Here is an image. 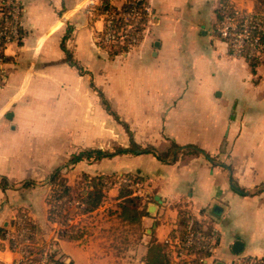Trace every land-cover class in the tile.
<instances>
[{
    "label": "crops",
    "instance_id": "obj_1",
    "mask_svg": "<svg viewBox=\"0 0 264 264\" xmlns=\"http://www.w3.org/2000/svg\"><path fill=\"white\" fill-rule=\"evenodd\" d=\"M17 1L25 36L5 44L0 61V230L25 209L39 243L57 235L54 249L66 264H158L181 220H192L218 235L206 264L264 258V60L252 68L215 31L222 1L251 12L255 0H144L139 43L117 53L99 39L103 18L85 13L91 0ZM109 1L120 8L125 0ZM130 138L157 150L193 144L211 159L180 154L164 163L152 153H121L68 163L109 142L128 148ZM58 167L72 187L83 173L139 177L132 196L146 213L109 210L125 198L114 184L91 212L70 203L78 236L59 237L48 220L46 179ZM12 258L0 236V264Z\"/></svg>",
    "mask_w": 264,
    "mask_h": 264
},
{
    "label": "built area",
    "instance_id": "obj_2",
    "mask_svg": "<svg viewBox=\"0 0 264 264\" xmlns=\"http://www.w3.org/2000/svg\"><path fill=\"white\" fill-rule=\"evenodd\" d=\"M11 5L7 10L11 15V34L16 35V26L20 23L22 8L16 1H7ZM128 8L116 14L114 11L99 12L101 0H91L88 11L93 17H102L104 28L101 40L108 44H127L135 47L141 37L145 18L144 0H125ZM121 8V7H120ZM118 8V9H120ZM223 16L215 31L228 43L232 56L245 59H264V10L247 12L234 5L222 6ZM119 20V25L115 20ZM0 61H3L0 59ZM4 80V69L0 68V87ZM124 182L127 180L122 179ZM55 230L65 228L61 221L53 222ZM33 220L26 212H19L13 218L12 227L5 232L3 241L13 258L8 264H59L61 261L54 249L57 235L47 245L39 243L33 230ZM217 232L198 227L190 220L181 235L170 236L166 240L168 264H206L212 260L217 247ZM235 264H256V262L237 260Z\"/></svg>",
    "mask_w": 264,
    "mask_h": 264
},
{
    "label": "trees",
    "instance_id": "obj_3",
    "mask_svg": "<svg viewBox=\"0 0 264 264\" xmlns=\"http://www.w3.org/2000/svg\"><path fill=\"white\" fill-rule=\"evenodd\" d=\"M7 1H16L17 0H0V59L6 60L3 50L5 47V44L9 42H16L18 45L22 44V39L25 36V30L21 25V22L16 26V35L11 34V15L7 10H10L11 5L7 3ZM222 6L228 7L230 4L227 1L221 2ZM21 4L19 3V6ZM222 6L217 9V19L218 22L223 16L222 12ZM21 8V6H20ZM128 8V5L125 3L121 6L120 9L113 6L109 0H101L100 6L97 7L99 12L104 11H114L116 14H118L120 11H124ZM255 11L260 12L264 10V0H255ZM22 16V12L20 13V17ZM145 21V18L143 19ZM115 23L119 25V20H115ZM66 36H64L65 38ZM261 37L264 40V33H261ZM102 41V40H101ZM104 44V42L102 41ZM105 45V44H104ZM63 46V44H62ZM64 47V46H63ZM127 44L121 45V47H117L114 44H109V50H111L114 53L120 52V51H126L128 49ZM249 61L252 68L256 66L258 63V60L255 59H246ZM264 60V59H263ZM125 129H127V125L123 124ZM121 153H132V154H140V153H152L154 156L158 158V160L164 162V163H172L176 161L178 158V155L180 154H187V155H193V154H203L206 158L211 159V157L205 153L201 148H199L196 145L193 144H185V145H179L175 143L174 141H170V144L167 148L163 150H157L156 148L152 146L147 147H141L140 145L136 144L132 138H130V146L128 148L120 147L117 150L113 152L105 151L103 149H84L80 150L77 153H74L70 156L68 159L69 164H74L81 160H90V159H101L105 157H112L117 154ZM122 175L119 177L117 174H99V175H90L87 173L82 174V179L78 181V184H83V186L79 188V186L72 187L67 183L66 178L62 174L61 168H56L50 174L47 176V181L51 186V193L49 195V198L47 200L49 208H48V220L51 222H57L61 221L62 224L65 226V228L61 229L59 231V237L61 238H75L78 236V230L75 229L72 225L68 223V205L72 202L76 203V211L78 213H88L96 208H98L102 202L104 201V198L106 197V192L112 185L118 183L120 184L119 190H118V197H125V201H133V204L135 205L133 209L135 216H141L146 213L141 206H140V198L138 196H132L133 193V184L136 182L137 179H132V175H128L127 173H121ZM126 175V176H125ZM125 178L127 181L122 182L120 178ZM33 181H25L23 183L24 187H28L31 184H33ZM1 186L3 188L11 186L7 178L1 177ZM77 192V193H76ZM121 211L125 213L127 211L126 206H121ZM132 211V210H131ZM182 227L186 226V222L184 220H181ZM33 230L34 225H33ZM75 229L76 233L71 234L67 232L68 230ZM2 234L0 236L5 235V230L1 229ZM77 235V236H76ZM251 257H246V261L250 259ZM59 264H66L63 260L59 261ZM158 264H168L167 257L164 258L162 262H159ZM196 264V263H192Z\"/></svg>",
    "mask_w": 264,
    "mask_h": 264
},
{
    "label": "rangeland",
    "instance_id": "obj_4",
    "mask_svg": "<svg viewBox=\"0 0 264 264\" xmlns=\"http://www.w3.org/2000/svg\"><path fill=\"white\" fill-rule=\"evenodd\" d=\"M85 13L88 15V16H92L93 15V11L91 12H87L88 11V5H87V7H86V9H85ZM99 39H100V37H99ZM106 46L104 47V49L105 50H109V44L108 43H104ZM116 46L118 47H121V45H119V44H116ZM104 108H105V106H104ZM111 125H113V126H116V125H118V124H114L113 122H104L103 123V127H110ZM122 124H119L118 126H120V128L123 130L124 128H122V126H121ZM120 145L121 144H116V143H114V142H112V143H107L106 145H104V147H102L103 149H105V150H107V151H112V150H115L116 148H120ZM108 174H110V173H108ZM117 174V173H116ZM118 175V174H117ZM122 175V174H121ZM121 175H119V177L121 176ZM126 176V175H125ZM82 175L80 174L79 176H78V178H79V180H81L82 178ZM132 179L134 178V179H137V177H135V175H133L132 177H131ZM139 178V177H138ZM122 179H123V177H122ZM121 178H120V180L122 181V182H124L123 180H122ZM78 180V181H79ZM116 185L117 186H120V184H118V183H116ZM78 186H79V188L78 189H76L77 190V192H78V190L80 189V187L81 186H83V184H78ZM113 186V185H112ZM132 186V185H131ZM133 186H134V184H133ZM76 192V193H77ZM107 194V193H106ZM107 197V196H106ZM109 197V196H108ZM110 198H112V199H114V197H110ZM133 201L134 200H132V201H125V199H123V201H122V203L120 202V203H117V204H114L113 205V207H110V208H108L109 210H112V211H120L121 210V206H126L127 207V212L129 213V215H131L132 213V216H135V213H134V211H133V209L132 208H134L135 207V205L133 204ZM75 208H76V203H74L73 202V204H72ZM130 210H132V211H130ZM20 212H26V213H28L29 214V212L27 211V210H23V211H20ZM136 217V216H135ZM246 259V257L245 256H234V260L233 261H231L230 263L231 264H235L236 262H237V260H245ZM248 261H252V262H256V264H264V258H258V257H251L250 259H248Z\"/></svg>",
    "mask_w": 264,
    "mask_h": 264
},
{
    "label": "water",
    "instance_id": "obj_5",
    "mask_svg": "<svg viewBox=\"0 0 264 264\" xmlns=\"http://www.w3.org/2000/svg\"><path fill=\"white\" fill-rule=\"evenodd\" d=\"M149 210H152V209H149ZM241 246H242V243L240 241H236L233 244V251L238 252L240 250Z\"/></svg>",
    "mask_w": 264,
    "mask_h": 264
}]
</instances>
